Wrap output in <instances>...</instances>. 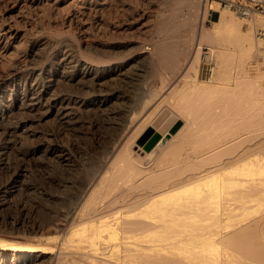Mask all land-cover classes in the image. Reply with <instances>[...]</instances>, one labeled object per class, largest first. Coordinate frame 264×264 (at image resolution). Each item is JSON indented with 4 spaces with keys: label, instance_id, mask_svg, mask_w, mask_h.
I'll return each mask as SVG.
<instances>
[{
    "label": "bare ground",
    "instance_id": "1",
    "mask_svg": "<svg viewBox=\"0 0 264 264\" xmlns=\"http://www.w3.org/2000/svg\"><path fill=\"white\" fill-rule=\"evenodd\" d=\"M66 1L0 0V264H235L241 257L251 264H264L263 249L242 246L250 232L264 228V219L252 218L249 225L235 221V216L252 209V203L260 207L264 202V154L255 149L251 153L249 145L248 151L244 148L240 154H250L237 158L241 155L235 153L239 146L234 134L232 155L235 153L237 159L226 166L228 159L222 161L221 157L226 156L223 152L228 141L224 135L229 127L222 123L227 130L222 133L218 128L220 132L213 133L212 128L211 134L208 128L214 122L208 128L200 124L205 116L209 121L214 116L220 123L232 119L229 112L236 101L264 111V70L258 68L260 63L254 66V72L250 70L257 54L264 62V14L244 17L228 7L220 9L219 1H213L209 9L219 14L218 20L208 19L209 32L204 26L196 27V18H200L196 14L192 19L198 20L195 27L191 20L192 29L187 27L191 12L188 20L185 18L187 24L184 19L181 23L183 29L193 30V38L190 34L189 38L199 41L192 46L191 39L190 44L182 40L187 29L184 33L181 27L183 35L175 30L179 34L173 36L178 17L156 8L154 33L145 32L148 37L138 38L132 47L130 39L115 40L114 35L112 39L97 35V39L82 41L69 30L74 31L73 23L82 32L133 28L131 24L152 11L147 10V4L154 0H71L67 4L73 12L53 19L51 10ZM190 1L193 6L195 2ZM158 2L155 4L160 5ZM112 3L116 7L112 8ZM66 24L70 29H65ZM206 37L218 44L209 46L207 56L209 61L216 60V65L202 70L199 54ZM192 66L196 67L193 72ZM232 78L237 81L229 86ZM180 82L187 89L181 88L182 94L192 90V96L194 91L200 97L212 94L203 97L210 100L201 110L206 111L205 116L193 97L182 95L183 100L189 99L186 103L192 100L196 105L198 110L191 109L194 112H189L188 103L186 107L193 116L197 114L192 117L196 120L201 114V122L199 118L190 119L185 110L189 119H183V125L163 146L135 150L133 146L138 144L134 140L141 133H147L144 138L159 135L158 141L163 140L183 116L185 107L179 111L183 100L179 106L174 102L177 110L174 103L169 105L167 98H162L172 107L160 115H154L160 105L151 111L160 96L166 90L175 91ZM120 85L132 89L124 91ZM178 92L164 95L174 98ZM231 102L228 113L232 118L215 119L223 118L228 109L225 106ZM209 103L214 110L208 108ZM110 104L114 109L111 112L120 116L118 121L112 119L117 121V135L97 153H91L96 150L93 148L88 152V144L86 150L74 148L71 144L75 136L94 125L91 114L106 110ZM238 112L233 115L235 119ZM140 116L144 118L137 123ZM240 119L236 121L240 123ZM227 121L231 126L232 121ZM194 123L208 132L201 135L203 131L200 134V126ZM186 137H195L189 139L196 141L193 147L198 144L195 153L191 149L193 154L183 151L184 143L189 144ZM171 155L173 162H184L190 168L182 164L181 170H171L172 165L168 169L166 165L173 164L168 161ZM60 234L63 237L56 244Z\"/></svg>",
    "mask_w": 264,
    "mask_h": 264
},
{
    "label": "rangeland",
    "instance_id": "2",
    "mask_svg": "<svg viewBox=\"0 0 264 264\" xmlns=\"http://www.w3.org/2000/svg\"><path fill=\"white\" fill-rule=\"evenodd\" d=\"M69 1H71V0H67L65 3H62L61 5H59V7H57V8H54V9H52L51 10V15H53L52 17H53V19H56V20H60L61 19V17H63V16H65V17H67V15H69V14H71L72 12H73V10H74V8L73 7H69V5L67 4V3H69ZM159 1H161V2H158V0H154V2H153V4H147V10H152L151 12H152V14H151V12H148L147 13V15L150 17H148L147 15L146 16H144L143 18H141L140 19V22H134L133 24H131V26L133 27V28H128L127 29V27L125 26V28L127 29H122L123 31H121V30H116V31H106V30H103V31H96V30H94L93 32L91 31V30H89L88 32H82V31H79L80 29L79 28H77V26H75L76 24L75 23H73V24H71V26H72V28L74 29V31L71 29V30H69L70 32H73V33H75L74 35H75V37H76V34H77V39H81L82 41H83V38H86V39H88V40H94L96 37H97V35L99 36V37H102L103 39L105 38V39H108L109 37L112 39V37L115 39V40H119V39H121V40H129L128 42H129V44H130V46H132L133 47V45H134V47L136 46V42L138 41V38L141 40V38L142 37H148V33H152L153 31H155L154 29H156V23L154 22L155 20L153 19V18H155L156 19V17H154L157 13H155V11L157 12V10H159V9H163L164 10V12L166 13V14H172V16H175V19H177V17H178V19L175 21V23H174V31H173V33L175 32V30L177 31H179L180 32V34H179V32L177 33V35L179 34V35H181L182 34V32H184V33H186L185 31V29H187L186 27L183 29V27L184 26H181L182 24V21H183V19H184V21L183 22H186L185 21V18H186V16H187V19L186 20H188V17H190V16H188L189 14H190V12L193 14V16H192V14H191V19L189 18V20L187 21L188 22V24H187V22H186V24L188 25H186L188 28H190V29H192V27L194 28L195 27V25H196V22H197V24H198V26L196 25V27H203V28H206V32H209V25H211V22H209V20L208 19H211V20H213V21H215V20H218L217 18H218V14L219 13H217V12H213V11H211L210 9H209V7L212 5V3H213V1H218V0H192V3H193V1L195 2V4H193V6L194 5H196V6H198V7H193L192 6V4H190V0H159ZM155 2H158V4L159 3H161L160 5H157V3L155 4ZM184 2V3H183ZM208 3V4H207ZM114 6H113V5ZM111 5V7L112 8H114V7H116V3H112ZM206 4H207V7H206ZM164 5V6H163ZM155 6V7H154ZM156 6H162V8L161 7H156ZM192 6V7H191ZM149 7H150V9H149ZM153 7V8H152ZM224 6L223 5H221L220 3H219V8L220 9H222ZM156 8H157V10H156ZM198 8V9H197ZM155 9V10H154ZM193 9H197L198 10V12H197V10L195 11V10H193ZM208 10V13L206 12V11ZM194 11V12H193ZM67 12V13H66ZM70 12V13H69ZM174 14H173V13ZM204 12H206V14H207V18H206V21L205 22H203L202 21V15L204 14L205 15V13ZM150 13V14H149ZM189 13V14H188ZM197 13H199V14H197ZM209 13H214V16H212V15H209ZM155 14V15H154ZM195 14L196 15H199V17L200 18H196V19H198L197 21H195V20H193L192 21V19H195V18H193L194 16H195ZM152 15V16H151ZM56 17V18H55ZM127 17H129V15H127ZM153 19L152 21L150 20V21H148L149 19ZM192 21V23H194L195 22V24H191V21ZM200 21H202L201 23H200ZM69 23V22H68ZM136 25V26H135ZM155 25V26H154ZM184 25V24H183ZM190 25H192V27L190 26ZM201 25V26H200ZM69 25H67L66 24V27H65V29H70V26L68 27ZM75 26V27H74ZM135 26V27H134ZM147 26V27H146ZM149 27V29H146V28H148ZM181 27H182V30H184V31H180V29H181ZM77 28V29H76ZM137 28V29H136ZM151 28V29H150ZM180 28V29H179ZM245 28H246V25H245ZM135 29V30H134ZM146 31H145V30ZM209 29V30H208ZM142 30V31H141ZM149 30H151V31H149ZM208 30V31H207ZM105 31V32H104ZM189 31V32H188ZM190 31H193V30H189V29H187V35H183V39L182 40H187V42L189 43V39H191V38H193L192 36L193 35H191V32ZM98 32H100V33H98ZM104 34H103V33ZM106 32L108 33V32H110V33H108L107 35H106ZM141 32V33H140ZM145 32L147 33L146 35H145ZM81 33V34H80ZM151 33H150V35H151ZM154 33V32H153ZM176 33H174V37H175V35H176ZM193 33V32H192ZM101 36H100V35ZM103 34V35H102ZM189 34H190V36H191V38H189L190 36H189ZM112 35H114V36H112ZM176 35V36H177ZM112 36V37H111ZM184 36H185V38H184ZM188 36V37H187ZM79 37V38H78ZM81 37V38H80ZM88 37V38H87ZM94 37V38H93ZM108 37V38H107ZM120 37V38H119ZM178 37H181V36H178ZM177 37V38H178ZM98 38V37H97ZM96 38V39H97ZM109 38V39H110ZM118 38V39H117ZM124 38V39H123ZM128 38V39H127ZM207 38L208 37H206L205 39L207 40ZM143 39V38H142ZM179 39H181V38H179ZM205 39H202V47H201V52H200V54H199V57H200V64L202 65V70H204V68H208V67H210V66H215L216 65V60H210L209 61V59H207V58H209V57H207L208 55H209V51H210V48L212 47V46H217L218 44H215L212 40L210 41L209 39L207 40V41H204ZM178 40V39H177ZM193 39H191V41L190 42H193L192 43V46L195 44V45H197L198 44V39H196V40H193ZM210 42V44H209V42ZM211 42H213V43H211ZM204 43V44H203ZM190 44V43H189ZM212 44H215V45H212ZM212 45V46H211ZM209 46H211V47H209ZM261 55H259V54H257L255 57H254V59H252L253 60V62H252V64L250 65V70H251V72H254L255 71V65L258 63H260L259 65H258V68H262L263 70H264V62L262 63V61H263V58H262V56L260 57ZM257 57V58H256ZM207 61V62H206ZM209 61V62H208ZM215 61V62H214ZM202 62V63H201ZM215 63V64H214ZM192 68V69H191ZM194 67L192 66V67H190V70H192L191 72H193V70L195 71V68L193 69ZM234 78V77H233ZM231 79L230 81H232V82H230V85L229 86H231V85H234V83L233 82H235V81H237L236 79L234 80V79ZM264 79L262 80V83H263V85H264ZM149 84H154L155 82L154 81H149L148 82ZM180 83H182V82H180ZM236 83V82H235ZM159 83H157L156 85H158ZM181 85H183V83L182 84H178V87H175L174 89H175V91L174 90H171V91H169L168 92V90H166L161 96H160V99H158L156 102H157V106H154V104H156V103H154L153 104V107L151 108V111L152 112H154V110L155 109H153V108H158L159 109V105H160V109L159 110H157V112H156V110H155V112H154V115H160L162 112H164L165 110H167L168 108L167 107H172V105H174V108H177V110H178V108L179 107H177L176 105H175V103H177L178 104V102H182L183 103V101H185V103H183V106H181V108H179V111L183 108V107H185V108H183V110H181L182 112V115L183 116H185L186 115V117H181V113H179V111H177L178 113H179V116L181 117V119L180 120H177L170 128H169V133L166 135V137L169 139L170 137H171V135L172 134H174V132H176L182 125H183V119H186L188 116V114H185L186 112L187 113H189V112H191L192 110H194L195 108L198 110V108H200L201 107V109H199L200 111L201 110H203V109H205V108H207V103L208 102H210V100H205L204 98H206L207 97V95H202V97H200L198 94L197 95H195L196 93H195V91H194V95L192 96V95H190V94H193V90H192V93L190 92L191 90H189V92H190V94L188 93V95H187V92L186 91H183V93L184 92H186V93H184V94H182V89H184V90H187V89H185V88H182L183 86H181ZM121 86V85H120ZM153 86V85H152ZM124 88V91H129V90H131L132 88L130 87H127L126 86V88L124 87V86H121V89L123 90V88ZM180 87V89H178ZM179 90V92H178V90ZM182 88V89H181ZM121 90V91H122ZM173 91V92H172ZM178 92V93H175V96H174V98L172 97V95L171 96H167V97H165V95L167 94V95H170L169 93H174V92ZM171 93V94H172ZM198 93V92H197ZM165 94V95H164ZM184 97H186L187 96V98L189 97V99H190V97H191V99H193V101L195 102V104H197V107H195L194 108V106H196V105H193L192 103H191V101L192 100H190V101H188L187 103H186V101L187 100H189V99H186V98H184V100H183V96ZM186 95V96H185ZM196 96H199V99H198V97L196 98ZM208 96H209V94H208ZM210 96H212V94L210 95ZM209 96V97H210ZM229 96H231V95H229ZM168 97H170V99L172 100V102L171 101H169V98ZM176 97H178L179 99H180V101H179V99L178 100H176ZM193 97V98H192ZM204 97V98H203ZM209 97H207V98H209ZM235 97H237V96H234V98ZM162 98H165V100H166V98H167V100H168V102H169V105L170 104H172V103H174V104H172L171 106H166V105H168V103H165L164 102V99H162ZM174 100H173V99ZM182 98V99H181ZM203 98V100H202V102H201V100L200 99H202ZM232 99H233V97H231ZM231 98H228V99H231ZM186 99V100H185ZM211 99V98H210ZM232 99H231V101H232ZM161 100V101H160ZM163 100V101H162ZM181 100H183V101H181ZM198 100H200V102L198 101ZM213 100V97H212V99H211V101ZM235 100V99H234ZM198 101V102H197ZM207 102L206 103V106H204L205 105V103L204 102ZM197 102V103H196ZM213 102V101H212ZM214 102H215V99H214ZM213 102V103H214ZM229 102V101H228ZM236 102H238V101H236ZM236 102H234V104L237 106H234L233 107V105H232V107L230 106L233 102H231V103H229L228 104V106L226 105L225 107H227L228 109L231 107L232 109H234V110H237V111H234V110H232V111H230L231 109H226L225 107H222V108H225L226 110H224V115H222V114H220V115H222V117L223 118H220V117H217V116H215V119L216 118H219V119H224L225 117H228V118H232V119H227V120H231L232 121V127L230 126V121H227L226 120V118L224 119L225 121H223V120H220L221 121V123L219 124L218 122H216L215 120H214V116H212V121H209L208 120V116H205V112L204 111H199L200 113H202V115H204L206 118H207V120L209 121V122H205L206 120H205V117L203 118V116H202V118L204 119V121H203V123L201 122V114H198L199 116H200V118H199V116L197 117V120H199L200 119V121L199 122H201L200 124L202 125V127L204 128V127H206V128H208V127H210V126H212V127H210V128H208L209 129V131L213 128L214 130L212 131L213 133H214V131H218L220 128L222 129L221 131H222V133H224L225 132V130H227V127H229L228 129L229 130H227L226 131V135H224V136H226V141H228V143L226 144V145H224V151L225 152H223V150H222V152L223 153H226V156H224L223 154H222V156H224L223 158L221 157V159H222V161H225V159H228V160H226V164H224V166L226 165V166H228V165H230L231 164V162L230 161H232L233 162V160H236L238 157H242V156H247V155H249L250 154V150H252V152L251 153H253L254 152V150L253 149H255V152H258V153H261V154H264V147H263V145H262V143L264 144V142H262V141H264V111L262 110V109H260V108H258L257 106L255 107V105L254 104H252L251 105V107H249L250 105L249 104H251V103H248V102H243V103H245V104H247V105H245V104H242V103H240V102H238V103H236ZM159 103V104H158ZM165 104V106L163 107V105L162 104ZM189 103H191V104H189ZM202 103H203V105H202ZM227 103V102H226ZM189 105V106H187V105ZM211 103H209V105H210ZM111 105V107L110 106H108V107H106L105 109L106 110H95L94 112H95V114H91V115H93L92 117H93V122H94V125L93 126H91V128H88V127H85V129L84 130H86V129H88V131L86 130V131H84L83 130V133H80L79 135H76L74 138L75 139H73L74 141L72 142V146L74 147V148H76V149H80V150H86V146H87V144H88V152L90 151V150H93V149H96V150H93L91 153H94V152H100L101 150H99L101 147H102V149L103 148H105L106 146H107V144H108V142H110L111 140H112V138L113 137H115V135H117V133L119 132V130H118V132L116 131L118 128H117V126H116V123L115 122H117L119 119H120V116H117V115H114V113L113 112H111V111H114V109H113V104H110ZM162 105V106H161ZM199 105H200V107H199ZM178 106H179V104H178ZM191 107L190 109H189V112H188V109H187V107ZM215 106V105H214ZM253 106V107H252ZM193 107V108H192ZM204 107V108H203ZM209 107H211V109H213L214 110V108L210 105V106H208V108ZM108 108V109H107ZM119 107H116V110L118 109ZM162 108V109H161ZM203 108V109H202ZM221 108V109H222ZM110 109H112V110H110ZM192 109V110H191ZM195 109V110H196ZM210 109V110H211ZM185 110H187L186 112H185ZM191 110V111H190ZM194 110V111H195ZM210 110L208 111L209 112V114H211V113H214V111L212 112H210ZM220 110V109H219ZM218 110V111H219ZM96 111H98L97 113H96ZM108 111V112H107ZM194 111H192V112H194ZM217 111V113L219 114V112H221V111H219L218 112ZM230 111V112H229ZM239 111V112H238ZM102 112H104L103 114H102ZM110 112V113H109ZM151 112V114L150 115H153V113ZM160 112V113H159ZM185 112V113H184ZM203 112L205 113V114H203ZM207 112V113H208ZM222 112H223V110H222ZM232 115V117H229L230 115H229V113ZM236 112H238V114H237V118L236 119H240V118H243V119H240V123H239V121L237 120L236 121V119H235V117L234 116H236L235 114H236ZM242 112H243V114H242ZM247 112V113H246ZM228 113V114H227ZM242 115V116H240V114ZM96 114H97V116H96ZM108 114H109V116H108ZM190 114L191 113H189V117H190V119L192 118V117H196V115H195V113H193L194 114V116L191 114V116H190ZM102 115V116H101ZM108 117H107V116ZM112 115H113V117L114 118H112ZM208 115V114H207ZM213 115V114H212ZM234 115V116H233ZM244 115V116H243ZM219 116V115H218ZM225 116V117H224ZM238 116H240V117H238ZM117 117V118H116ZM189 117H188V119H189ZM249 117V118H248ZM109 118H111V120L109 119ZM116 118V119H115ZM141 118V119H140ZM140 118H137V123H139L141 120H142V118H144V117H142V116H140ZM199 118V119H198ZM96 119H98V120H96ZM106 119H108L107 121H106ZM112 119H114V120H117V121H114V122H112L113 120ZM195 119V121H197L196 120V118H192V120H194ZM202 119V120H203ZM100 120V121H99ZM140 120V121H139ZM218 120V119H217ZM194 121V122H195ZM226 121H227V123H226ZM234 121V122H233ZM246 121V122H245ZM248 121V122H247ZM210 122H211V124H212V122H214L215 124H210ZM240 124V125H236V124H238V123ZM243 122V123H242ZM197 123V122H196ZM196 123H194V125H196L197 127H199L200 128V134H201V131H203V128L201 129V125L199 124V126L196 124ZM209 123V124H208ZM225 123L226 125H227V127L224 125V127H223V124ZM233 123H234V126H233ZM100 124V125H99ZM109 124V125H108ZM116 126V128H114L115 126ZM205 124V125H204ZM245 125V126H241V125ZM98 125V126H97ZM204 125V126H203ZM220 125V126H219ZM235 125L238 127V128H236L235 127ZM97 128H96V127ZM176 126V127H175ZM219 126V127H218ZM241 126V127H240ZM93 127V128H92ZM175 127V128H174ZM215 127V128H214ZM224 129H223V128ZM246 127V128H245ZM114 129L113 131L114 132H112L110 129ZM199 128H198V131H199ZM219 128V129H218ZM230 128H233V129H235V130H232V129H230ZM92 129V130H91ZM94 129V130H93ZM207 129V130H208ZM216 129V130H215ZM91 130V131H90ZM205 130L206 129H204V131L203 132H205ZM239 130H242V131H239ZM254 130V131H253ZM148 131V130H147ZM146 131V132H147ZM149 132V131H148ZM202 132V134L201 135H205L207 132H205V133H203ZM212 132L210 131V132H208V133H211L212 134ZM218 132H220V130L218 131ZM217 132V133H218ZM252 132V133H251ZM199 133V132H198ZM217 133H215V134H217ZM238 133H242V134H239L238 136H237V134ZM250 133V134H249ZM147 133H141L140 135H139V137L138 138H136V140H134V142L135 143H137L138 145L137 146H133V148L135 149V150H138V148L141 146L142 148H143V150H145V151H149V150H151L153 147H151L150 149H148L147 148V144H148V141L151 139V138H148V137H145L144 138V136L146 135ZM200 134L198 135V136H200ZM214 134V135H215ZM232 134H233V136H232ZM234 134L236 135V137L234 136ZM82 135V136H81ZM86 137H85V136ZM88 135V136H87ZM156 136V135H155ZM198 136H197V138H198ZM211 136H213V135H211ZM234 137H235V139L237 138L238 140L236 141L235 139H234ZM78 138V139H77ZM148 138V139H147ZM191 138H194L195 139V137H191ZM191 138H187L186 137V141H188L189 139L190 140H192ZM107 139V140H106ZM168 139H167V141H168ZM188 139V140H187ZM193 139V140H194ZM242 139V141L243 142H241V141H239V140H241ZM244 139V140H243ZM190 140H189V144L190 143H192L193 141H191L190 142ZM197 140V139H196ZM234 140H235V142L237 143V145H236V143L234 144ZM166 141V142H167ZM184 141H185V139H184ZM185 141V142H186ZM245 141V142H244ZM102 142L105 144H102ZM107 142V143H106ZM165 142V143H166ZM196 142V141H195ZM195 142H193L192 144H188V143H184V152H186L185 150H187V151H190V153L191 154H193V148H194V153H195V148H196V146L198 145H196L195 147H193L194 145H195ZM256 142H258L259 144H255ZM83 143V144H82ZM91 143H92V145H91ZM162 143V140H160L158 143H156V144H158L159 146H163L164 144H161ZM241 143H243V144H241ZM75 144V145H74ZM93 144H94V146H93ZM155 144V145H156ZM242 145V147H241V145ZM252 144V145H251ZM256 145V147H255V145ZM83 145H85V147H83ZM91 145V146H90ZM100 145V146H99ZM192 145V146H191ZM239 146V148L238 147H236V146ZM252 147H250V146ZM257 145H261L260 147H263V148H260V147H258ZM81 146V147H80ZM98 146H99V148H98ZM191 146V147H190ZM234 146L236 147L235 149H237V151L235 152V153H241V151L242 152H244V150H242V149H246V146H249L247 149H249V153L248 152H246L245 151V154L244 153H242V154H240L241 156H236V154L234 153L233 155H232V153H233V151L235 150H233V148H234ZM95 147V148H94ZM253 147H255V148H253ZM93 148V149H92ZM186 148V149H185ZM251 148V149H250ZM256 148L258 149V151L256 150ZM192 149V150H191ZM197 149H199V148H197ZM197 149H196V152H197ZM223 149V148H222ZM246 149V150H247ZM248 151V150H247ZM254 152V153H255ZM237 157H235V156ZM238 155V154H237ZM168 156H170V155H168ZM172 156V155H171ZM229 156H231V157H229ZM167 157V156H166ZM170 158H172V160H169ZM170 158H168V161H171V162H173V156L172 157H170ZM232 160H231V159ZM236 158V159H235ZM242 158H244V157H242ZM224 159V160H223ZM166 161H167V158H166ZM168 161L166 162V163H168ZM222 161H218V162H222ZM228 161V162H227ZM170 163V162H169ZM167 164L166 166H167V168L168 169H170L169 168V166H171V170L172 169H179L180 167L181 168H183V166H185L186 165V167H189L190 168V166L189 165H187L186 163H184V162H179V164L177 163L176 164V162H173V164L171 163V164ZM181 163V164H180ZM213 163H215V162H213ZM225 163V162H224ZM183 164V166H181ZM222 164V163H221ZM169 165V166H168ZM180 166V167H179ZM220 166V165H219ZM218 166V167H219ZM223 166V165H222ZM222 166H220L221 168H222ZM223 166V167H224ZM215 167H217V166H215ZM189 168H186V169H189ZM185 169V170H186ZM213 169H214V167H213ZM179 170H181V169H179ZM263 201H262V203L260 202V205L262 204V206H260L259 207V204L258 203H252L251 205V207H252V209L251 208H249V212L251 213V212H253L254 211V208L256 207H259L258 208V210H259V212H258V210H257V212H256V210L252 213V214H250L249 215V212H247V213H245V214H240V215H246L247 214V217L245 216L244 218L242 217V216H235L236 217V222L237 221H240V220H242V222L241 223H244L245 225H247L248 223L250 224H252V222H250L251 221V219L252 220H256V219H258L257 217H261V218H259L258 220H263L264 219V205H263ZM258 204V205H257ZM248 206H249V204H247ZM262 207V208H261ZM12 210V209H11ZM6 211H8V212H10V209H7ZM15 210H13V212H14ZM14 213H16V211L14 212ZM258 213V214H257ZM263 213V214H262ZM262 216H263V218H262ZM237 217H239V218H237ZM241 217H242V219H241ZM255 218V219H254ZM248 219V220H247ZM233 220H234V218H233ZM243 220H245V221H243ZM255 222H257V221H255ZM231 223H235L234 221H232ZM248 224V225H249ZM244 225V226H245ZM258 230V232L257 231H254V233H249V236H246L245 237V241L243 242V243H249V244H242V246L245 248H247L248 249V247L247 246H249V247H252L251 248V250H261L262 251V249L264 250V228H259V229H257ZM260 231V232H259ZM255 232H257V233H255ZM257 234V235H256ZM58 237H59V239H58ZM57 237V242H56V244H58L60 241H61V239H62V237H63V234L61 235H59ZM248 237V238H247ZM246 238H247V240H246ZM56 240V239H55ZM260 243H262L261 245H260ZM262 246L263 245V247H260V246ZM239 246H241V245H239ZM239 246L238 247H236L237 249H242L241 247L239 248ZM257 246H259V247H257ZM244 248H243V251H244ZM245 248V249H246ZM260 248V249H259ZM243 251H241V253H243ZM264 252V251H263ZM248 253V252H247ZM245 254V253H244ZM244 257H241V259H238V261H236L235 262V264H249L250 263V261L248 260V259H243ZM249 261V262H248ZM251 264V263H250Z\"/></svg>",
    "mask_w": 264,
    "mask_h": 264
},
{
    "label": "built area",
    "instance_id": "3",
    "mask_svg": "<svg viewBox=\"0 0 264 264\" xmlns=\"http://www.w3.org/2000/svg\"><path fill=\"white\" fill-rule=\"evenodd\" d=\"M221 5L228 7L238 15L250 17L255 13L264 14V0H218Z\"/></svg>",
    "mask_w": 264,
    "mask_h": 264
},
{
    "label": "water",
    "instance_id": "4",
    "mask_svg": "<svg viewBox=\"0 0 264 264\" xmlns=\"http://www.w3.org/2000/svg\"><path fill=\"white\" fill-rule=\"evenodd\" d=\"M159 139V135H156L154 136L153 138H151L149 141H148V144H147V148L150 149L151 147H153L156 143H158ZM167 137L165 136V138L162 140V143L161 144H164L166 141H167Z\"/></svg>",
    "mask_w": 264,
    "mask_h": 264
}]
</instances>
